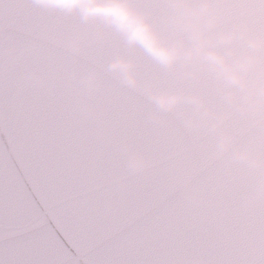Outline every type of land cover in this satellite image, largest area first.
I'll use <instances>...</instances> for the list:
<instances>
[{"label": "water", "instance_id": "1", "mask_svg": "<svg viewBox=\"0 0 264 264\" xmlns=\"http://www.w3.org/2000/svg\"><path fill=\"white\" fill-rule=\"evenodd\" d=\"M133 3L188 50L189 8L211 3L208 34L235 37L216 50L234 66L256 58L248 86L201 59L163 64L80 10L0 0L3 259L264 264V0ZM156 94L183 99L169 110Z\"/></svg>", "mask_w": 264, "mask_h": 264}, {"label": "clouds", "instance_id": "2", "mask_svg": "<svg viewBox=\"0 0 264 264\" xmlns=\"http://www.w3.org/2000/svg\"><path fill=\"white\" fill-rule=\"evenodd\" d=\"M38 2L68 11L80 10L88 19L103 18L124 33L132 44L142 45L163 64L174 66L181 58L201 59L210 62L230 84L248 86V80L242 74V69L251 70L254 67L256 58L242 59L239 61L238 66H234L229 62L225 54L216 50V47L213 46L214 44L231 40L235 37L224 35L217 41L208 34V31L216 28L220 22L219 14L214 12L211 3L205 4L200 9L189 8L187 15L190 19L186 23L188 27L194 29L193 37L197 43L194 48L188 50L185 42L173 43L169 38L165 37L151 20L150 14L138 9L134 5L133 0H38ZM203 20L207 21V30L199 23V21ZM253 43L256 47L261 46L259 41H254ZM113 67L124 71L127 82L138 83L134 62L120 60ZM155 98L160 101L164 108L169 110L175 108L183 99L180 95L169 94H156ZM240 158L248 157L246 154L241 153ZM146 164L147 160L144 158L136 161L137 167H143Z\"/></svg>", "mask_w": 264, "mask_h": 264}, {"label": "snow or ice", "instance_id": "3", "mask_svg": "<svg viewBox=\"0 0 264 264\" xmlns=\"http://www.w3.org/2000/svg\"><path fill=\"white\" fill-rule=\"evenodd\" d=\"M0 264H8V262L3 259L2 253H0ZM14 264H34V262L29 260H17Z\"/></svg>", "mask_w": 264, "mask_h": 264}]
</instances>
